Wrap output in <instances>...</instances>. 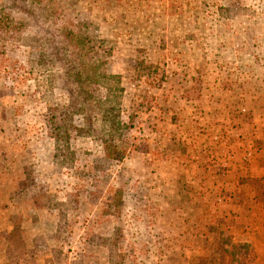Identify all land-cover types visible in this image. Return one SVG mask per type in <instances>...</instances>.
<instances>
[{
    "label": "rangeland",
    "instance_id": "1",
    "mask_svg": "<svg viewBox=\"0 0 264 264\" xmlns=\"http://www.w3.org/2000/svg\"><path fill=\"white\" fill-rule=\"evenodd\" d=\"M10 4L6 264H264V0H43L31 16ZM82 39L95 48L81 63L110 83L76 78ZM121 134L122 160L104 156Z\"/></svg>",
    "mask_w": 264,
    "mask_h": 264
},
{
    "label": "trees",
    "instance_id": "2",
    "mask_svg": "<svg viewBox=\"0 0 264 264\" xmlns=\"http://www.w3.org/2000/svg\"><path fill=\"white\" fill-rule=\"evenodd\" d=\"M6 2L11 3L9 6L14 5V4H19L20 7L22 8V11L27 16H31L32 12L33 13H39L41 15L42 11L51 9V6H47V7H43V8L40 6L41 3L43 2V0H0V3H2V7L0 8V13H2L0 16L1 17L0 22L3 21V18H2L3 16L5 18V14L3 15V13L6 9V6L4 5V3L6 4ZM48 5H53V4L50 3ZM6 17H7V14H6ZM44 22H45V20L43 18L42 22H38V23H44ZM18 26L20 29L23 28L22 24H20ZM50 43H52V42H50ZM88 43L91 44V41L90 40L87 41V40L82 39L78 43L77 51L70 52V53L76 52L73 61L70 63V66H72L74 68H78L76 70V78L80 79L84 76L85 73H88L91 77L90 83L93 86H97L98 82H100L101 84H103L105 82L110 83V81L112 80V77L108 76L105 73V71L104 72L100 71L99 66H97L96 64H92V65H89V67H85V65L83 63H81V61L84 60V57L86 56L87 52L90 53V52L94 51L95 47H93L92 45L90 46ZM55 48H56L55 46L50 47V51L52 52V55H54ZM61 52H63V54L65 56L68 53V49L66 48V50H63ZM86 78L89 79V76L86 75ZM107 89H106V91H107ZM102 104H103V106H107L109 104V102L106 99L105 101L102 102ZM114 112L115 111L113 108H108L104 114V117H103L104 120H107L109 117H111L114 114ZM116 113H117V111H116ZM118 117H119V114L114 115L113 120H112V128L114 126L118 127L119 129L125 127L124 125L122 127L120 126L121 124L118 120ZM108 140H110V139L109 138L104 139L103 143L106 144L108 142ZM117 140H118V145L119 144H121V145L116 147L115 150H109L108 147H104V150H105L104 156H106L107 158H114V159L117 158L120 161V160H122L121 154L123 153L122 151H120V148H122L124 143H126V142H125V138L123 137L122 134L119 137V139H117Z\"/></svg>",
    "mask_w": 264,
    "mask_h": 264
},
{
    "label": "crops",
    "instance_id": "3",
    "mask_svg": "<svg viewBox=\"0 0 264 264\" xmlns=\"http://www.w3.org/2000/svg\"><path fill=\"white\" fill-rule=\"evenodd\" d=\"M0 243H1V242H0ZM2 245H3V243L0 244V247L3 248L4 245H3V246H2ZM5 254H6V252H5V246H4V250H3V249L0 250V257H1V256L4 257V259L1 260V263H2V264H6V262H7V261H6L7 259H6V257H5ZM7 263H8V262H7Z\"/></svg>",
    "mask_w": 264,
    "mask_h": 264
}]
</instances>
